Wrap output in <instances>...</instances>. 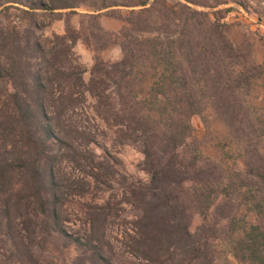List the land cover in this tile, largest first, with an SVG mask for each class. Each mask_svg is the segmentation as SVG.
<instances>
[{"label": "trees", "instance_id": "obj_1", "mask_svg": "<svg viewBox=\"0 0 264 264\" xmlns=\"http://www.w3.org/2000/svg\"><path fill=\"white\" fill-rule=\"evenodd\" d=\"M233 1L262 19L250 3ZM221 3L0 0V17L16 10L27 18L25 24L0 26V236L17 244L19 220L28 231L22 241L37 239L29 229L32 218L22 211L33 205L42 237L57 232L73 239L85 247L81 255L88 264H122L109 233V220L118 215L106 193L89 212L84 241L64 229L61 210L69 186L60 162L68 157L90 187L105 192L119 173L132 215L115 237L134 264H215L221 254L239 264H264V135L243 125L251 121L243 113L245 91L263 67L248 48H231L224 39L229 24L221 23L223 12L232 7H196ZM47 15L65 17L64 33L45 35L40 19ZM73 15L89 24L75 27ZM102 15L120 20L121 28L106 29ZM79 41L97 53L88 79L75 56ZM114 43L121 47L119 60L98 55ZM208 109L231 128L241 167L228 163V147L216 159L191 139L195 118ZM95 126L116 141L140 146L146 179L116 170L106 146L97 166L84 162L89 158L79 154V137L89 146L100 144ZM195 214L202 219L192 230Z\"/></svg>", "mask_w": 264, "mask_h": 264}, {"label": "rangeland", "instance_id": "obj_2", "mask_svg": "<svg viewBox=\"0 0 264 264\" xmlns=\"http://www.w3.org/2000/svg\"><path fill=\"white\" fill-rule=\"evenodd\" d=\"M170 2L175 0H169ZM208 3L222 2L218 7H203L196 6L198 9L204 10H217L232 7L229 12H223L224 18L222 22L228 23L227 28H223L222 35L225 40L231 44V48H248L251 51L252 61L263 67V73L253 80L251 88L245 91L247 109L243 110L244 115H248L250 122H244L247 129L256 130L260 136L264 135V0H240L248 2L252 10H258L262 19L258 20L256 12H248L239 1L223 3L224 0H201ZM260 1L261 5L256 2ZM78 10L84 12L87 9L81 7ZM124 13L126 9H123ZM25 18L19 11L12 10L8 16L3 15L0 17V26H8L26 23ZM84 21L85 25L89 24V20H83L78 15L71 17V23L75 27H79L80 23ZM102 25L111 31H117L121 28L122 22L115 17L102 15L100 19ZM44 27L45 35H50L51 32L58 34L64 33L65 30V17L59 15H47L40 19ZM218 37V36H217ZM75 56L81 63L85 70L84 76L89 78L90 69L94 63V58L97 53L90 48L85 42L79 41L75 45ZM98 55L105 60L116 61L122 56L120 45L114 43L109 47L100 50ZM5 91V83H0V95ZM3 96V95H2ZM212 110L208 109L203 118L197 117L194 120V130L191 139L196 138L198 145L201 146L203 152L216 159H219L225 148H229L231 153L228 157V163L236 164L241 167V156L239 154L238 144L235 142V137L231 132L229 125L218 117ZM94 125V122H92ZM97 130V126L94 127ZM102 127H99L100 144L89 146L84 139L80 138L77 147L80 156H88L86 159L87 164L97 166L101 161L103 148L106 146L107 151L114 158L117 169L121 170L129 178L131 176L146 179L147 174L142 170L143 154L140 151L138 144L127 142L121 143L113 139L110 133L102 132ZM256 143V142H254ZM89 149L91 151L89 152ZM93 152V155H92ZM236 152V153H235ZM93 158V159H92ZM61 176L63 177L65 187V197L63 199L62 207V220L64 222V229L68 234H72L76 238L84 241L90 230V215L89 212L102 204V195L106 193L107 196L112 197L113 216L110 223L111 232L116 251V260L122 264H134L133 257L125 250L124 247L120 248L121 243L115 237L119 229L129 226L131 220L132 209L129 203L124 199L120 190L123 189L119 173L117 178H112L109 183L107 191L103 190L104 187H90L89 182L82 175L80 167L68 157H64L60 162ZM126 182V181H125ZM127 184V182H126ZM32 218L30 230L35 231L34 241H30L26 245L22 240L25 238V232L22 222L17 221L15 228V237L17 244L13 239L0 236V264H88L85 256L81 253L84 251V246L77 245L73 239L65 237L64 235L53 232L46 234L42 237L40 234L41 227L38 222L36 212L37 208L33 205L23 208ZM16 213V212H15ZM18 214V213H16ZM20 214V213H19ZM18 214V215H19ZM201 215L195 214L193 216L191 228L195 230L201 223ZM34 235V233H33ZM32 237V238H33ZM81 256V257H80ZM87 261V262H86ZM215 264H239L231 255L226 256L221 254L216 260Z\"/></svg>", "mask_w": 264, "mask_h": 264}]
</instances>
